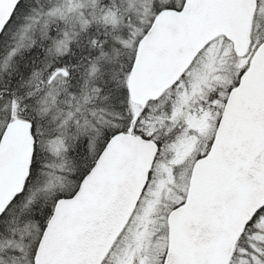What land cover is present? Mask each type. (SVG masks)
<instances>
[{
    "label": "snow or ice",
    "instance_id": "snow-or-ice-1",
    "mask_svg": "<svg viewBox=\"0 0 264 264\" xmlns=\"http://www.w3.org/2000/svg\"><path fill=\"white\" fill-rule=\"evenodd\" d=\"M0 264H264V0H0Z\"/></svg>",
    "mask_w": 264,
    "mask_h": 264
}]
</instances>
